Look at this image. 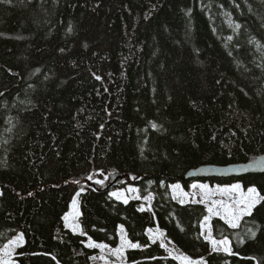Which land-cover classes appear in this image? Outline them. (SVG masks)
Returning a JSON list of instances; mask_svg holds the SVG:
<instances>
[{
    "label": "trees",
    "instance_id": "trees-1",
    "mask_svg": "<svg viewBox=\"0 0 264 264\" xmlns=\"http://www.w3.org/2000/svg\"><path fill=\"white\" fill-rule=\"evenodd\" d=\"M261 155L264 0H0V248L20 233L17 264H101L84 244L116 249L119 226L141 247L126 264H180L153 229L195 262L264 264V200L236 228L212 218L227 254L201 236L204 205L169 189L264 196V174L185 179ZM113 177L123 182L107 189ZM127 184L153 211L109 196ZM80 191L81 235L63 222Z\"/></svg>",
    "mask_w": 264,
    "mask_h": 264
},
{
    "label": "rangeland",
    "instance_id": "rangeland-1",
    "mask_svg": "<svg viewBox=\"0 0 264 264\" xmlns=\"http://www.w3.org/2000/svg\"><path fill=\"white\" fill-rule=\"evenodd\" d=\"M109 178L110 177H108V176H103L100 179L99 178H97V179H89V181L92 182L91 183L92 186H93V184H95V185H97L99 187H104V186L107 185V182H108ZM96 181H102V183H96ZM237 184L240 185V189L238 191H236V192L221 193V192L217 191V189L231 188L233 185H237ZM175 185H177V184H175ZM193 185H207L208 187H207V190H202L200 187H195L194 188ZM172 186L173 185H171L169 187L171 197L174 200H176L177 202H179L180 204H183V205H185V204H202V205H204V207L206 209V212H207V215L205 217H209V219L206 222V224H205V217L202 220L201 225L202 224H205V226L202 228L201 225H200V228H201V236H202V238L205 241H207L209 243H210V241L209 240H206L205 239V236H207L208 233H209V231H210L211 232V238L213 239V237H212V228H211L212 227L211 226V220H212V218H215V217L220 219V217L218 215H210L209 212H208V210H207L208 207H212L214 201H216V202L223 201L225 204H231L234 198H239V196H240L241 193L246 194L247 193V190H248V189H243V187L239 183H235V184H231V185H209L208 183H201V182L195 181V182H192L188 186L187 189H184L181 185H179L180 188L177 189V190H174ZM130 189H135L136 191H130ZM114 192L123 193V195H122L121 198L117 199L115 196H112L111 195V193H114ZM78 193H79V195H77V193H76L74 195V197H73V198L76 199V209H75V211L79 213L78 216H75V223H77V224H79L78 222H79V217H80V210H79L80 199H79V197H80V195L82 193H84V191H80ZM109 196L113 200L118 201V202H121V203H124V200H127V203L130 202V201H138L140 203L139 211H140L141 208H143L144 211H147V210L148 211H153V208H152V203H153V200H154L153 195L152 194H147V195L141 197L139 195V193H138V189L136 187L130 185V184L124 185L122 187L113 188L110 191ZM149 196L151 197L150 200L149 199H145L146 197H149ZM181 200H183L184 202L181 203L180 202ZM72 201H73V199H72ZM72 201H71V203L69 205V210H68V212L66 214H68L70 212H73V209H72ZM201 201H203V202H201ZM124 204H126V203H124ZM216 207H217V209L219 211H221V212L223 211V209L219 208V204H217ZM244 217H246V216L241 217V219H243ZM63 222H64V226H65L64 219H63ZM65 228L68 229L69 231H71L74 234H80V235L82 234V231H81L80 227L75 232H73L72 229L69 228V227H66L65 226ZM19 235H21V234L20 233L16 234L13 237V239H15ZM148 235H149V238H150L151 242L158 241V242H160L161 244L164 245L163 248L166 249V252H167V254H168L169 257L174 258L176 256H184V255H182V253H180L179 251H177L175 249V247L170 242H168L166 240V238L164 237V234L159 229H153V230L149 231L148 232ZM118 236H119V245H118V247L121 246V237L122 236L129 242L128 245L124 246L122 252L119 255H114L113 253H114V250L115 249H113L111 247H108V246L105 247V248H102V249L99 248V247L90 248V247L87 246L88 243H89V241L85 242L84 246L86 248H89V249H96V250H98L97 257L96 258H93V261L96 262V263H101V264H126V261L124 259L125 252L128 251V250L141 249V247L139 245H138V247H135V248H133V247L130 246L133 243H131L128 240V238L126 237L124 228L122 226H119L118 227ZM23 244H24V241H23V243L19 247H21ZM210 246H211V250H212V244L211 243H210ZM229 246H230V244H229ZM3 247L0 248V258L3 257V251H2L3 250ZM19 247H16L14 249V251L12 252L11 259L13 261V264H17V262L15 261V257H16L15 254H16V251H17V249ZM218 252L226 253L223 250L218 251ZM170 253H171V255H170ZM227 254H229V253H227ZM177 261L181 264V261L180 260H177ZM196 262H198V261H196Z\"/></svg>",
    "mask_w": 264,
    "mask_h": 264
},
{
    "label": "snow or ice",
    "instance_id": "snow-or-ice-1",
    "mask_svg": "<svg viewBox=\"0 0 264 264\" xmlns=\"http://www.w3.org/2000/svg\"><path fill=\"white\" fill-rule=\"evenodd\" d=\"M238 27V26H237ZM97 79H99V77H97ZM153 128H156L157 125L153 124L152 125ZM88 179H92L91 176L88 177ZM96 183H102V181H96ZM174 190H177L180 188V186L177 185H173L172 186ZM193 187H200L202 190H207V185H193ZM240 189V185H233L231 188H225V189H217V191L221 192V193H230V192H236ZM130 191H136L135 189H130ZM29 195H31V193H29ZM77 195H79V193H77ZM112 196H115L117 199L121 198L123 193H111ZM145 199H151V197H146ZM262 200H264V196H261L256 188L251 187L247 190V193H241L239 198H234L231 204H225L223 201L220 202H213V206L212 207H208V212L210 215H218L220 217V219H222L226 224H228L230 227L232 228H236L239 221L241 220V217L243 216H248L252 214V210L253 208L259 204ZM181 203H183L184 201L181 200ZM203 202V201H201ZM124 203H127V200H124ZM219 204V208L223 209V211H219L216 207V205ZM72 209L73 212H70L68 214H66L63 219L65 221V226L69 227L72 229L73 232L77 231L79 229V224L75 223V216H78L79 213L75 211L76 209V199L73 198L72 201ZM140 211H144L143 208L140 209ZM209 217H205V224L208 221ZM205 224H202L201 227L203 228L205 226ZM151 231V230H149ZM162 235V234H161ZM255 233H252V237H255ZM206 240H209L210 243L212 244V251L213 252H218L223 250L226 253L231 254L232 250L231 247L229 246V241L227 239H223V240H214L211 238V232L209 231L208 235L205 236ZM243 242V241H242ZM23 243V236L19 235L17 236L15 239L10 240L7 244L4 245L3 247V257L0 258V264H13V261L11 259V255L12 252L14 251V249L16 247H19L21 244ZM128 241L122 236L121 237V246L116 248L114 250V255H119L124 246L128 245ZM88 247L90 248H105L107 247V245L104 244H94L91 241H89ZM131 247L135 248L138 247V245L136 244H131ZM164 245L161 244V247H163ZM171 255V253H170ZM174 259L180 260L181 264H204V261H198V262H194L192 260H190L187 256H176L174 257Z\"/></svg>",
    "mask_w": 264,
    "mask_h": 264
},
{
    "label": "water",
    "instance_id": "water-1",
    "mask_svg": "<svg viewBox=\"0 0 264 264\" xmlns=\"http://www.w3.org/2000/svg\"><path fill=\"white\" fill-rule=\"evenodd\" d=\"M264 174V155L244 164H230L227 166L204 165L192 169L185 175L187 180L211 179V178H240L247 175ZM123 182L122 178L113 177L107 186L110 189Z\"/></svg>",
    "mask_w": 264,
    "mask_h": 264
},
{
    "label": "bare ground",
    "instance_id": "bare-ground-1",
    "mask_svg": "<svg viewBox=\"0 0 264 264\" xmlns=\"http://www.w3.org/2000/svg\"><path fill=\"white\" fill-rule=\"evenodd\" d=\"M248 163V162H247Z\"/></svg>",
    "mask_w": 264,
    "mask_h": 264
}]
</instances>
